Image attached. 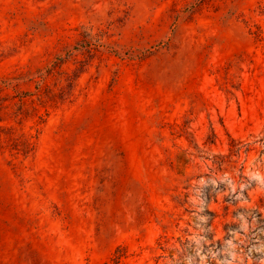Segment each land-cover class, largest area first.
<instances>
[{"label":"rangeland","instance_id":"rangeland-1","mask_svg":"<svg viewBox=\"0 0 264 264\" xmlns=\"http://www.w3.org/2000/svg\"><path fill=\"white\" fill-rule=\"evenodd\" d=\"M260 125L264 0H0V264H162L192 220L205 252L238 214L264 229V193L236 208L216 175Z\"/></svg>","mask_w":264,"mask_h":264},{"label":"clouds","instance_id":"clouds-1","mask_svg":"<svg viewBox=\"0 0 264 264\" xmlns=\"http://www.w3.org/2000/svg\"><path fill=\"white\" fill-rule=\"evenodd\" d=\"M244 146L256 149L251 155L249 151L245 152L242 160L238 164L232 167L230 170L224 171L222 174H216L217 179L225 183L226 191L221 193V198L229 193H234L235 199L238 201L236 208L252 209L251 202L248 199H244L241 195L243 190L249 187L250 183H254L257 192L264 193V125L258 126L253 132L249 134ZM209 162L201 161L202 171H207L205 167ZM246 165V166H245ZM242 169V171H241ZM246 177L247 182L242 181L240 177ZM205 180L201 177L199 180H193L191 186V195L188 197V201L192 207H195L193 216H197V213L202 212L204 209L203 200L197 199L200 195L197 190L196 196L192 195L197 184L203 185ZM215 184V180L212 181ZM239 190V191H238ZM196 205H200L196 207ZM200 221L206 220V216H197ZM238 220V230H229L230 239L222 240V246L219 251H213L209 248L207 252L200 245V241L203 240V244H209L207 239L201 235L204 229L200 227L196 221L192 220V231L190 234H186L183 241L187 240L191 243H196V248L192 253H187L186 249L178 243L177 240L166 249L167 255L161 258L162 264H207L209 257L212 260V264H264V240L260 239V235H264V229L257 228L256 218L253 217L251 223H249L243 214H238L237 218L230 220L231 223H236ZM253 230H256L255 232ZM210 231V229H209ZM259 233V234H257ZM224 235V233H223ZM170 253V254H169ZM253 253L259 254L257 261L253 260ZM222 257V258H218Z\"/></svg>","mask_w":264,"mask_h":264},{"label":"trees","instance_id":"trees-1","mask_svg":"<svg viewBox=\"0 0 264 264\" xmlns=\"http://www.w3.org/2000/svg\"><path fill=\"white\" fill-rule=\"evenodd\" d=\"M25 143H26V144H25V145H26V149H28V147H29V144H28L27 142H25Z\"/></svg>","mask_w":264,"mask_h":264}]
</instances>
